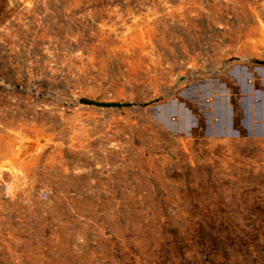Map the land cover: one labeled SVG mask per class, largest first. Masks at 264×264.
I'll return each instance as SVG.
<instances>
[{
    "label": "rangeland",
    "instance_id": "1",
    "mask_svg": "<svg viewBox=\"0 0 264 264\" xmlns=\"http://www.w3.org/2000/svg\"><path fill=\"white\" fill-rule=\"evenodd\" d=\"M263 57L264 0H0V264H264Z\"/></svg>",
    "mask_w": 264,
    "mask_h": 264
},
{
    "label": "crops",
    "instance_id": "2",
    "mask_svg": "<svg viewBox=\"0 0 264 264\" xmlns=\"http://www.w3.org/2000/svg\"><path fill=\"white\" fill-rule=\"evenodd\" d=\"M257 50H259V47L257 48ZM257 54H261V53H257ZM260 60H264V57H263V59H260ZM258 76L260 77L259 73H258ZM259 77L255 78V81L257 83H254V80L252 81L251 89L253 90V95H251L248 99H246V103L248 105L247 108H249V110L246 107L245 108L247 109V111H249L248 117L250 120L256 119L257 115H259V114H260L259 115L260 117H262V116L264 117V83ZM228 91H229V86H228ZM229 99H230V96H229ZM240 107H241V110H244V106H242V103L238 104V108H240ZM256 107H257V111H255ZM257 113H259V114H257ZM236 114H237V111H236ZM248 123L251 124L250 121H248ZM262 128L263 129H261V132L264 133V127H262Z\"/></svg>",
    "mask_w": 264,
    "mask_h": 264
},
{
    "label": "water",
    "instance_id": "3",
    "mask_svg": "<svg viewBox=\"0 0 264 264\" xmlns=\"http://www.w3.org/2000/svg\"><path fill=\"white\" fill-rule=\"evenodd\" d=\"M256 62L263 64L264 60H256ZM201 84H203V81H199V86H201ZM193 87H194V89H196V84H194ZM207 93H208V91H207ZM157 99H158V97H155L149 101H144V102H141L139 104H147V103H149L151 101H155ZM76 100H77V102L82 103V104H86V105L105 106V107H108V106L121 107V106H128V105L135 104L134 102H131V101L98 100V99H92V98L83 97V96L77 97ZM164 111H161V114L163 112L165 119H167L168 114H169V112H168L169 110H168L167 106L165 107Z\"/></svg>",
    "mask_w": 264,
    "mask_h": 264
}]
</instances>
